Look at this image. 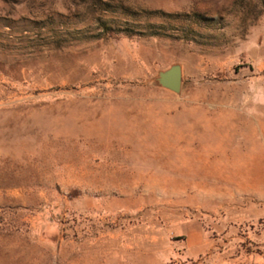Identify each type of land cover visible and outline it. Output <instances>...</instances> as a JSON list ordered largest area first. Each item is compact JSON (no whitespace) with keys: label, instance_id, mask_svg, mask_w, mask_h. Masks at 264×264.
<instances>
[{"label":"rangeland","instance_id":"rangeland-1","mask_svg":"<svg viewBox=\"0 0 264 264\" xmlns=\"http://www.w3.org/2000/svg\"><path fill=\"white\" fill-rule=\"evenodd\" d=\"M260 155L264 0H0V264H264Z\"/></svg>","mask_w":264,"mask_h":264},{"label":"water","instance_id":"water-1","mask_svg":"<svg viewBox=\"0 0 264 264\" xmlns=\"http://www.w3.org/2000/svg\"><path fill=\"white\" fill-rule=\"evenodd\" d=\"M157 86L171 93L179 95L183 87V69L180 64H173L161 70L155 77Z\"/></svg>","mask_w":264,"mask_h":264},{"label":"crops","instance_id":"crops-1","mask_svg":"<svg viewBox=\"0 0 264 264\" xmlns=\"http://www.w3.org/2000/svg\"><path fill=\"white\" fill-rule=\"evenodd\" d=\"M264 157V155H260ZM184 232L187 236L186 242L188 247H190L192 250L196 249L200 252L204 251V247L206 245V242L204 241V237L202 235V229L199 226V224H189L188 226H185Z\"/></svg>","mask_w":264,"mask_h":264}]
</instances>
